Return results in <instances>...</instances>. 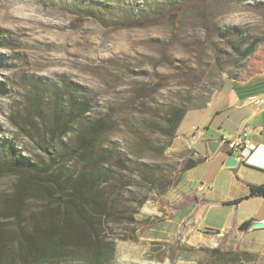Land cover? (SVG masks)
<instances>
[{
	"label": "rangeland",
	"instance_id": "1",
	"mask_svg": "<svg viewBox=\"0 0 264 264\" xmlns=\"http://www.w3.org/2000/svg\"><path fill=\"white\" fill-rule=\"evenodd\" d=\"M176 7L181 17L174 22L169 12ZM232 26L242 31V48L255 43L253 53L244 57L234 50L237 39L227 35ZM262 71L264 0H0V139L43 164L57 135L70 144L83 123L101 118L111 125L103 146L117 152L112 164L120 182L139 181L137 168L144 164L177 178L191 149L171 144L161 150L158 123L168 106L212 82L228 86ZM197 116L188 112L181 130L200 127ZM248 170L237 163L216 175V165L204 161L163 194L149 191L134 226L106 224L112 253L104 264H207L212 248L228 252L220 256L228 264H264V228L204 229L232 228L247 219L250 203L219 200L238 195ZM16 182L14 174L0 172V199ZM120 182L117 195L134 206L132 197L144 188ZM201 183L210 189L200 190ZM41 202L28 192L27 212ZM132 234L135 239L121 237ZM57 264L83 263L72 254Z\"/></svg>",
	"mask_w": 264,
	"mask_h": 264
},
{
	"label": "trees",
	"instance_id": "2",
	"mask_svg": "<svg viewBox=\"0 0 264 264\" xmlns=\"http://www.w3.org/2000/svg\"><path fill=\"white\" fill-rule=\"evenodd\" d=\"M169 16L174 22L181 17L177 7L169 12ZM241 34L237 26L229 27L227 31V35L237 39L234 50L246 57L255 50V43L250 42L249 46L242 48ZM221 87L220 83L212 82L186 102L168 106L158 123L160 135L164 138L161 150L173 143L186 112L205 107L213 92ZM80 104L81 111H85L84 102ZM110 127L104 119L95 118L82 124L70 144L62 143V134L57 135L55 144L46 146L47 164L23 156L10 141L0 139V172L17 177L10 194L0 199V264H57L69 260L72 254L79 255L83 264L106 263L112 253V245L106 242V224L123 222L134 226L136 209L146 201L149 191L156 189L163 194L168 187L178 183L183 171L204 160L193 157V150H187L177 178H169L164 172L144 164L137 168L139 181L127 178V181L120 182L121 175L112 164L117 152L103 146V136ZM70 161L75 162V167L68 169L66 164ZM117 163L128 168L120 157ZM118 182L122 186L144 188L140 196L132 197L134 206L122 203L117 195ZM247 185V195L224 203L235 204L248 197H264V182ZM30 191L42 199L36 212H27L26 209ZM253 222L252 219L245 220L237 229L247 230ZM121 237L136 238L135 234ZM210 253L213 256L207 264H228L220 258L228 252L212 248Z\"/></svg>",
	"mask_w": 264,
	"mask_h": 264
},
{
	"label": "crops",
	"instance_id": "3",
	"mask_svg": "<svg viewBox=\"0 0 264 264\" xmlns=\"http://www.w3.org/2000/svg\"><path fill=\"white\" fill-rule=\"evenodd\" d=\"M226 85L224 83L220 89L213 92L205 107L193 109L198 113L197 118L199 119L197 122L200 127L191 125L186 132L181 130L182 121L191 110L186 112L177 129V136L174 138L171 146L181 149L191 141L190 149L196 151L199 157L204 158L202 162H212V164L216 165L217 175L226 168L224 161L227 153L220 146L214 153L209 154L207 143L211 140L219 139L222 134L233 138L241 130H245L248 139L253 142L255 147L246 154L245 158L247 160L245 162L241 161L237 163H242L249 167L247 171L248 180L239 183L238 195L236 197L225 200L220 199L219 202L221 204L235 206L243 202H248L250 203V211L245 220L252 219L254 222L264 221V197H248L235 204L224 203L247 195L248 183L261 184L264 182V71L251 75L243 80L231 79L230 84L228 86ZM213 101L215 102L214 104H212ZM206 134L208 135L205 136ZM209 185L207 186L201 183L198 188L200 190L204 188L210 189ZM210 191L207 190L206 193H210ZM178 199L176 198V200ZM201 201L202 199L199 200V203ZM238 225L239 223L235 222L232 228L222 226L219 230L208 227L204 229H211L212 231L233 230L237 229ZM249 230L252 231L255 229L248 228L246 232Z\"/></svg>",
	"mask_w": 264,
	"mask_h": 264
},
{
	"label": "built area",
	"instance_id": "4",
	"mask_svg": "<svg viewBox=\"0 0 264 264\" xmlns=\"http://www.w3.org/2000/svg\"><path fill=\"white\" fill-rule=\"evenodd\" d=\"M220 146L227 152H232L236 155L238 162L246 161V154H248L255 146L251 140L247 137V132L241 130L235 137L230 138L227 135L222 134L219 137ZM191 141L187 143V147L191 148ZM194 156H198L196 151H193Z\"/></svg>",
	"mask_w": 264,
	"mask_h": 264
},
{
	"label": "water",
	"instance_id": "5",
	"mask_svg": "<svg viewBox=\"0 0 264 264\" xmlns=\"http://www.w3.org/2000/svg\"><path fill=\"white\" fill-rule=\"evenodd\" d=\"M220 146V140L219 139H214L211 140L207 143L208 151L212 154L214 153L218 147ZM238 162L236 155L232 152H229L226 156V159L224 161V165L226 167H232L236 165ZM251 229H256V228H264V221H258V222H253L250 225Z\"/></svg>",
	"mask_w": 264,
	"mask_h": 264
},
{
	"label": "bare ground",
	"instance_id": "6",
	"mask_svg": "<svg viewBox=\"0 0 264 264\" xmlns=\"http://www.w3.org/2000/svg\"><path fill=\"white\" fill-rule=\"evenodd\" d=\"M220 147V146H219ZM226 153L228 154L229 152L226 151ZM250 228V227H249ZM251 229V228H250ZM257 229V228H256Z\"/></svg>",
	"mask_w": 264,
	"mask_h": 264
}]
</instances>
